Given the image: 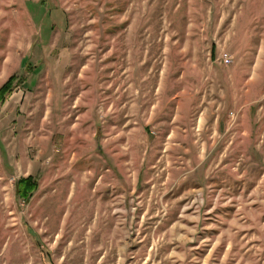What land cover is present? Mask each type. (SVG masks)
Listing matches in <instances>:
<instances>
[{
	"label": "rangeland",
	"instance_id": "obj_1",
	"mask_svg": "<svg viewBox=\"0 0 264 264\" xmlns=\"http://www.w3.org/2000/svg\"><path fill=\"white\" fill-rule=\"evenodd\" d=\"M12 77L0 264H264V0H0Z\"/></svg>",
	"mask_w": 264,
	"mask_h": 264
},
{
	"label": "trees",
	"instance_id": "obj_2",
	"mask_svg": "<svg viewBox=\"0 0 264 264\" xmlns=\"http://www.w3.org/2000/svg\"><path fill=\"white\" fill-rule=\"evenodd\" d=\"M14 77L8 79L1 87H0V103L3 102V100L6 98V96L12 91V82ZM31 179H21L17 185V192L22 196L25 195V193L28 190H31Z\"/></svg>",
	"mask_w": 264,
	"mask_h": 264
},
{
	"label": "built area",
	"instance_id": "obj_3",
	"mask_svg": "<svg viewBox=\"0 0 264 264\" xmlns=\"http://www.w3.org/2000/svg\"><path fill=\"white\" fill-rule=\"evenodd\" d=\"M223 61H224L225 63H228V62H229V58L227 57V55H224Z\"/></svg>",
	"mask_w": 264,
	"mask_h": 264
}]
</instances>
